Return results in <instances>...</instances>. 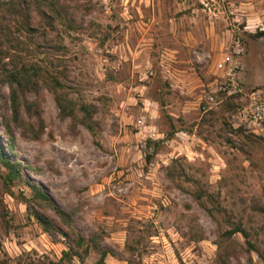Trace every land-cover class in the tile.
Returning <instances> with one entry per match:
<instances>
[{
  "label": "rangeland",
  "instance_id": "rangeland-1",
  "mask_svg": "<svg viewBox=\"0 0 264 264\" xmlns=\"http://www.w3.org/2000/svg\"><path fill=\"white\" fill-rule=\"evenodd\" d=\"M222 1L68 0V17L47 33L54 53H34L30 42L21 49L25 63L52 76L39 90L43 129L32 140L12 124L10 153L0 127L2 152L108 251L104 264H264V131L225 124L264 88V38L242 29L244 17L217 10ZM236 35L241 67L227 90L217 66ZM7 105L10 114L2 85L0 116ZM28 114L21 109L23 124L36 123ZM22 196H31L25 181L11 193L0 183V264L96 263L95 247L63 258L67 240L45 232ZM227 220L248 236L233 234L235 254L220 263Z\"/></svg>",
  "mask_w": 264,
  "mask_h": 264
},
{
  "label": "trees",
  "instance_id": "trees-1",
  "mask_svg": "<svg viewBox=\"0 0 264 264\" xmlns=\"http://www.w3.org/2000/svg\"><path fill=\"white\" fill-rule=\"evenodd\" d=\"M66 1L68 0H0V87L7 85L9 89V107L11 108L10 114L8 113V105L6 109L2 110L0 127L4 136V147L10 153L15 152L16 144L15 136L11 130L12 124L22 126L24 136L26 135L27 138L39 139L43 129L39 90L41 85H46L47 79L52 77L49 75L46 65L25 63L27 58L21 53V49L29 52L28 43L30 42L33 43L32 51L34 53L47 55L48 52L50 56L54 53L50 51L52 48L49 39H47V33L55 28V19L61 17L66 19L68 17V8L64 4ZM36 36L40 37L43 47L35 39ZM15 50L19 52H12ZM9 56H11V62L3 63V60ZM50 63L52 64V62ZM29 95H34V98H29ZM234 105L235 103L231 104L233 107ZM21 109L29 113V118L30 116L34 117L36 123L26 120V124H23L25 120L22 118ZM59 113L62 118L69 115L63 109H60ZM225 124L230 132L236 133L241 129L232 128L227 121H225ZM88 127L90 126L88 125ZM146 143L150 148L151 143L155 144L156 142L148 140ZM0 163L4 169L0 173V183L4 192L11 193V186L14 181H25L31 189V196L29 198L22 196V198L26 203L30 216L42 226L45 232L49 234L52 231L60 232L67 240L68 246L62 252L63 258L77 257L81 259L90 247H95L100 251V257L95 264H104V258L108 251L100 249L95 238L90 237L87 239L78 232L73 226L72 212L63 209L40 185L31 182L28 177L25 178L20 162L13 161L8 155L4 154L1 144ZM2 205L3 201L0 198V206ZM227 223L230 228L225 230L216 242L220 263H225L229 257L235 254V242L230 240L233 234L240 233L244 238L248 236L240 223L228 220ZM247 243L249 247L254 248V244L249 240Z\"/></svg>",
  "mask_w": 264,
  "mask_h": 264
},
{
  "label": "built area",
  "instance_id": "built-area-1",
  "mask_svg": "<svg viewBox=\"0 0 264 264\" xmlns=\"http://www.w3.org/2000/svg\"><path fill=\"white\" fill-rule=\"evenodd\" d=\"M234 21H237L236 19ZM243 30L254 29L259 34V38H264V23H246L242 26ZM243 45L240 36H234L232 45L227 53L224 54L218 68L223 71L227 85L223 86L227 90L234 86V77L241 67V57ZM233 127L241 128L245 132L260 135L264 131V88L251 91L244 103L238 104L235 112L231 115ZM148 132L151 133L149 128ZM151 135V134H149Z\"/></svg>",
  "mask_w": 264,
  "mask_h": 264
},
{
  "label": "crops",
  "instance_id": "crops-1",
  "mask_svg": "<svg viewBox=\"0 0 264 264\" xmlns=\"http://www.w3.org/2000/svg\"><path fill=\"white\" fill-rule=\"evenodd\" d=\"M182 6V5H181ZM183 6L182 9H185ZM188 7V6H187ZM217 10L225 11V7L229 11L237 13L233 20H239L245 18V24H253L255 22L264 23V0H225V2H219L216 4ZM180 9V10H182ZM203 10V9H202ZM192 12L195 14L198 12V8L193 7ZM228 18L224 20L227 22ZM155 21V17H151V23ZM160 19L156 18V23H159Z\"/></svg>",
  "mask_w": 264,
  "mask_h": 264
}]
</instances>
